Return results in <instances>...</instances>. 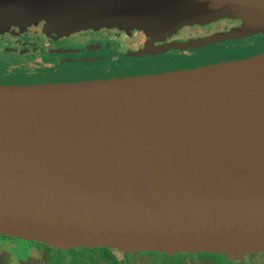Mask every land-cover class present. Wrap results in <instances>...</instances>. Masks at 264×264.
<instances>
[{"label": "water", "instance_id": "95a60500", "mask_svg": "<svg viewBox=\"0 0 264 264\" xmlns=\"http://www.w3.org/2000/svg\"><path fill=\"white\" fill-rule=\"evenodd\" d=\"M0 13L61 32L144 29L157 40L242 22L161 50L264 33V0H0ZM11 92L0 94V235L65 251L235 261L264 251V52Z\"/></svg>", "mask_w": 264, "mask_h": 264}, {"label": "flooded vegetation", "instance_id": "af4514ba", "mask_svg": "<svg viewBox=\"0 0 264 264\" xmlns=\"http://www.w3.org/2000/svg\"><path fill=\"white\" fill-rule=\"evenodd\" d=\"M206 24L213 25L214 29L198 34L191 29L199 25L185 27L163 42L149 37L144 29L125 31L101 27L61 32L50 29L53 25L46 20L24 21L18 19L17 15L0 13V85L76 84L190 69L191 65L164 62L162 55L171 56L178 50L161 48L173 42H187L190 39L230 32L239 28L242 22L223 19ZM234 36L236 37L222 38L213 47H236L253 37ZM228 58L229 56L223 59L224 62L233 61ZM39 244L42 243L0 235V264H61L54 262L52 251L69 252L44 244V247H40ZM102 249L105 254L101 256V264H146L144 261L134 260V257L142 253ZM158 254L173 257L186 253ZM263 254L264 251L249 254L236 261L227 259L241 264H264V259L260 262L257 260ZM156 263L163 264V261ZM188 264L195 263L190 261Z\"/></svg>", "mask_w": 264, "mask_h": 264}, {"label": "rangeland", "instance_id": "374dc122", "mask_svg": "<svg viewBox=\"0 0 264 264\" xmlns=\"http://www.w3.org/2000/svg\"><path fill=\"white\" fill-rule=\"evenodd\" d=\"M211 29H214L213 25L207 26V24H201L191 29V31L198 34H204L210 32ZM176 34H170L164 39H162V41L166 42L168 39H171ZM256 35L257 36L254 35L252 38L245 40L244 42H242L241 45L236 47H227L228 45L213 47L216 43L221 41V39L215 42L214 44L205 45L206 47L211 46V48H205V46H201L198 48L191 49H179L177 53L174 52L173 54H171V56L162 55L164 56L162 60L164 62L169 63L174 62L178 65L184 64L183 66L191 65V68H195V66L198 67L211 65L214 63H222L224 62L223 59L227 58L228 56V60H246L264 52V33H258ZM189 51L190 53L188 54ZM17 88H26V85H10L6 89H1L0 94H13L11 91L16 90ZM38 246L44 247V245L42 244H39ZM110 251L115 252L114 250ZM104 252L105 251L102 248H75L74 250L69 252L52 251V258H55V263L60 262L61 264H101V256L105 254ZM134 258V260H141L144 261L146 264H160L156 263L157 261H163V264H188L190 261H193L195 264H241L240 262L230 261L222 255H215L209 253H200L194 255L178 254L177 256L173 257H167L165 255L162 256L158 253H142ZM263 259L264 254L259 256L257 260L260 262ZM244 264H248V262H244Z\"/></svg>", "mask_w": 264, "mask_h": 264}, {"label": "trees", "instance_id": "16d2710c", "mask_svg": "<svg viewBox=\"0 0 264 264\" xmlns=\"http://www.w3.org/2000/svg\"><path fill=\"white\" fill-rule=\"evenodd\" d=\"M212 65V64H211Z\"/></svg>", "mask_w": 264, "mask_h": 264}]
</instances>
